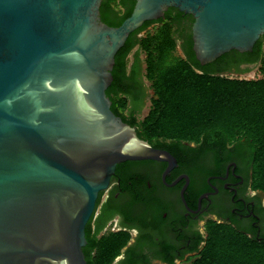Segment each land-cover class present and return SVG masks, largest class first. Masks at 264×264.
<instances>
[{
  "label": "water",
  "instance_id": "1",
  "mask_svg": "<svg viewBox=\"0 0 264 264\" xmlns=\"http://www.w3.org/2000/svg\"><path fill=\"white\" fill-rule=\"evenodd\" d=\"M103 1L0 0V264H89L86 228L117 167L165 162L166 179L177 166L112 110L131 33L170 8L193 15L201 65L264 37V0H135L118 27Z\"/></svg>",
  "mask_w": 264,
  "mask_h": 264
},
{
  "label": "trees",
  "instance_id": "2",
  "mask_svg": "<svg viewBox=\"0 0 264 264\" xmlns=\"http://www.w3.org/2000/svg\"><path fill=\"white\" fill-rule=\"evenodd\" d=\"M135 4V0H104L103 22L120 26ZM165 14L131 33L117 53L113 82L107 90L112 110L135 127L140 138L155 148L167 149L178 162V146L196 144L215 154L243 151L252 166V188L264 194V37L252 53L233 50L201 65L191 36L181 43L175 19ZM235 53L255 55L235 68L223 67ZM252 65H259L261 78L227 74H245ZM143 83L149 85L151 98L147 114L140 119L137 110L143 104ZM98 230H94L93 216L86 228V259L89 264H113L128 246L131 234L117 231L99 236ZM203 241L187 264H264L263 234L251 235L232 224L209 220Z\"/></svg>",
  "mask_w": 264,
  "mask_h": 264
},
{
  "label": "flooded vegetation",
  "instance_id": "3",
  "mask_svg": "<svg viewBox=\"0 0 264 264\" xmlns=\"http://www.w3.org/2000/svg\"><path fill=\"white\" fill-rule=\"evenodd\" d=\"M167 12L175 19L180 42L190 36L193 40L194 16L177 8ZM236 54L223 67L235 68L255 55ZM142 94V108L137 110L140 119L150 104L151 90L146 83ZM178 147L181 160L166 179L168 163L128 161L117 167L109 189L99 197L94 214V230H100L99 236L117 231L131 234L128 246L113 264H187L204 245L209 220L264 236V194L252 188V166L246 153L226 150L215 154L196 144ZM186 184L185 203L182 190Z\"/></svg>",
  "mask_w": 264,
  "mask_h": 264
},
{
  "label": "rangeland",
  "instance_id": "4",
  "mask_svg": "<svg viewBox=\"0 0 264 264\" xmlns=\"http://www.w3.org/2000/svg\"><path fill=\"white\" fill-rule=\"evenodd\" d=\"M142 57H144V56H142ZM258 66L252 68L248 73H245V75H243V74L242 75L244 77H246V78H249V79H252L253 77H257L258 76L257 75V68H258ZM242 75H238V76H242ZM147 112H148V109L146 110L145 114H147Z\"/></svg>",
  "mask_w": 264,
  "mask_h": 264
},
{
  "label": "built area",
  "instance_id": "5",
  "mask_svg": "<svg viewBox=\"0 0 264 264\" xmlns=\"http://www.w3.org/2000/svg\"><path fill=\"white\" fill-rule=\"evenodd\" d=\"M248 73V72H247ZM240 75H242V74H240ZM243 75H245V74H243ZM238 76V74H233V75H231V77H233V78H241V79H249V78H246V77H244V76ZM257 77H253L252 79H259V78H261V73H260V71H259V66H258V68H257Z\"/></svg>",
  "mask_w": 264,
  "mask_h": 264
}]
</instances>
